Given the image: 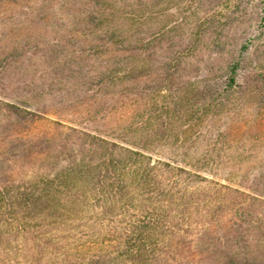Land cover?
I'll return each mask as SVG.
<instances>
[{
	"label": "trees",
	"instance_id": "obj_1",
	"mask_svg": "<svg viewBox=\"0 0 264 264\" xmlns=\"http://www.w3.org/2000/svg\"><path fill=\"white\" fill-rule=\"evenodd\" d=\"M25 7L36 28L15 55L49 62L0 100L23 162L0 173V264H264V145L249 138L264 112H243L240 57L212 85L155 40L181 14L187 41L200 34L201 0Z\"/></svg>",
	"mask_w": 264,
	"mask_h": 264
},
{
	"label": "rangeland",
	"instance_id": "obj_2",
	"mask_svg": "<svg viewBox=\"0 0 264 264\" xmlns=\"http://www.w3.org/2000/svg\"><path fill=\"white\" fill-rule=\"evenodd\" d=\"M38 0H0V67L4 65L7 73L2 78L11 79L18 95H9L0 84V100L13 101L22 98L27 82L38 83L45 72V56L36 51L29 59L16 56L18 48H12L29 30L26 17V4L37 5ZM188 2V0H185ZM203 4V28L200 34L187 41L186 19L181 14V28L164 36L163 47L171 43L173 49L182 50L186 71L196 77L208 76L209 83L219 85L226 77L228 65L240 57L238 83L246 88L247 102L244 113L260 114L264 112V0H201ZM170 42V43H169ZM154 42L152 45H155ZM158 45V43H156ZM20 49V48H19ZM242 50V51H241ZM3 60V61H2ZM1 69V68H0ZM46 76V75H43ZM1 77V75H0ZM33 77V79H32ZM30 78V79H29ZM11 118L0 112V138L7 160L0 162V173L8 177L22 176V160L11 157L17 154L11 150L14 135L10 131ZM257 145H264V122L252 128ZM252 132L250 134H252ZM255 136V137H256ZM251 142V140H249ZM1 145V146H2ZM21 152V150H20ZM264 160V157H259ZM16 165L14 168L10 165Z\"/></svg>",
	"mask_w": 264,
	"mask_h": 264
}]
</instances>
